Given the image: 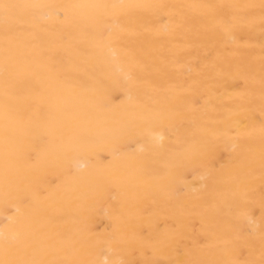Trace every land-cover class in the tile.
<instances>
[{"label": "bare ground", "instance_id": "obj_1", "mask_svg": "<svg viewBox=\"0 0 264 264\" xmlns=\"http://www.w3.org/2000/svg\"><path fill=\"white\" fill-rule=\"evenodd\" d=\"M15 2L258 5L260 0ZM207 23L195 10L186 12L180 28L174 17L151 10L99 21L79 11L57 21L48 10H37L21 21L28 59L12 83L18 178L9 186L6 206L0 114V231L7 223L31 222L76 243L83 258L111 260L115 257L106 252L111 245L133 264L222 258L206 245L229 226L244 242L248 230L230 178L245 167L251 141L243 130L258 129L264 120L258 104L248 105L243 83L250 61L258 79L264 37L258 20L237 24L234 40L227 42ZM217 54L234 68L214 83L206 102L187 88V68L189 61ZM254 143L258 150V136ZM193 150L199 153L195 160ZM255 188L245 207L259 224L264 208L258 178ZM164 238L172 241L166 250L146 247L151 241L158 248Z\"/></svg>", "mask_w": 264, "mask_h": 264}, {"label": "snow or ice", "instance_id": "obj_2", "mask_svg": "<svg viewBox=\"0 0 264 264\" xmlns=\"http://www.w3.org/2000/svg\"><path fill=\"white\" fill-rule=\"evenodd\" d=\"M37 10H48L57 21H63L72 12L92 14L97 21L105 16H128L137 11H155L170 19H176V27L183 26L188 10H195L208 23L207 27L218 34L225 42L234 40V28L239 23L255 24L258 20L262 37H264V0L256 4H167V3H55L35 4L0 0V36H2V59L0 75L3 77V104L0 114L3 117V185L6 206L10 200L9 186L18 178L15 170L19 159L14 144L17 139L13 123L17 118V105L12 91V83L18 75L20 65L26 63L28 53L21 40V21L34 15ZM258 10V11H257ZM259 75L255 73V62L250 61L247 76L244 80V95L250 107L259 105L264 114V41L259 52ZM234 66L223 60L218 54L209 55L203 61H189L187 68V88L201 99L210 102L215 82L226 78ZM238 70V69H237ZM258 85V87H257ZM242 135L251 143L247 148V157L243 173H236L230 178L232 196L240 213V219L248 230V236L241 244V237L232 226L218 233H213L212 241L206 245L213 254L219 253L222 258L186 259L170 261L169 264H264V213L259 224L255 221L250 208L245 207L255 195V184H260L261 206L264 208V120L255 127L244 129ZM258 136L259 147L254 143ZM192 159H197L196 150L190 152ZM258 170V177H257ZM9 221L11 216H7ZM258 234V235H257ZM258 240V244H257ZM199 243H204L200 241ZM172 241L164 238L159 247L151 241L146 247L155 251H164L171 247ZM106 252L114 256L103 260L83 258L81 249L76 243L63 237L46 234L43 229L31 222L13 227L4 225L0 231V264H133L123 259L119 251L109 245ZM191 254L190 251L185 253ZM145 264H159V261H146Z\"/></svg>", "mask_w": 264, "mask_h": 264}]
</instances>
